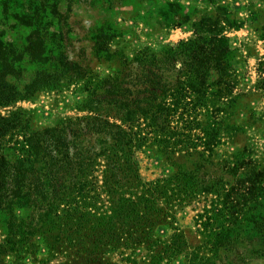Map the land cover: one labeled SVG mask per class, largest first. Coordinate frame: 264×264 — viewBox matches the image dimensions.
I'll return each instance as SVG.
<instances>
[{
    "label": "rangeland",
    "instance_id": "374dc122",
    "mask_svg": "<svg viewBox=\"0 0 264 264\" xmlns=\"http://www.w3.org/2000/svg\"><path fill=\"white\" fill-rule=\"evenodd\" d=\"M69 7V18L53 14L54 9L68 14ZM36 32L45 41L46 56L50 55L47 51L60 49L57 44L63 41L62 34L69 40L64 45L70 58L90 67L100 79L121 69L136 78L141 67L123 65L142 53H163L202 37L210 40L220 35L227 39L226 80L217 83L216 74L211 79L215 88L221 89V97H210V114L204 108L191 114H201L203 127L208 122L206 130L197 128L191 134L188 145L198 144L197 151L183 152L184 144L178 143L179 132L185 131L178 115L171 124L175 132L163 136L164 141L154 140L156 134L147 121L127 128L140 137L135 143H142L133 149L142 182L172 177L175 193L184 184L190 191L189 196H182L186 204L175 209L172 227H159L156 232L167 240L179 229L181 241L187 242L180 255L166 261L168 264H198L201 258L209 259L208 264H264V236L260 239L255 233L253 222L237 220L250 210L241 199L252 193L251 185L264 192V0H0V71L14 72L7 81L20 90L33 83L39 70L54 68L51 60L41 63L28 56L11 62L12 48L27 46ZM91 91L84 83H65L59 89L0 105V116L20 110L36 128H53L60 122L92 115L83 105ZM173 99L166 97L167 104ZM170 150L176 153L168 158L165 151ZM199 153H203L202 158ZM202 187L213 192H202ZM224 201L230 202L229 207L225 208ZM255 212L260 213V208ZM22 214L20 211L19 217ZM43 223L30 234L25 227L11 231L8 219H0V264L67 263L66 258L48 249L39 231ZM55 227L50 228L54 231ZM134 250L142 257L147 253L143 247ZM114 261L128 264L120 256Z\"/></svg>",
    "mask_w": 264,
    "mask_h": 264
},
{
    "label": "trees",
    "instance_id": "16d2710c",
    "mask_svg": "<svg viewBox=\"0 0 264 264\" xmlns=\"http://www.w3.org/2000/svg\"><path fill=\"white\" fill-rule=\"evenodd\" d=\"M70 10L63 15L54 9L53 14L66 19ZM60 38V49L56 53L47 51L49 56L38 32L27 40V46L12 48L13 64L28 56L41 63L51 60L54 68L39 70L24 90L7 81L14 72L1 70L0 105L59 89L65 83H84L92 91L83 105L93 114L45 129L36 128L20 110L0 116V219H8L11 231L25 227L30 234L45 222L40 235L46 238L53 255L68 260L62 264H116L115 256L128 264H168L166 261L180 255L187 242L181 241L179 229L167 240L156 232L159 227H172L175 209L186 204L182 196H189L190 191L184 184L175 193L172 177L150 184L142 182L133 153L142 143H135L140 137L137 139V133L128 128L140 120L147 121L156 134L154 140L164 141L163 136L175 132L171 124L178 115L185 130L179 132L178 143L184 144L183 152L197 151L198 144L188 145L191 134L197 128L206 130L208 122L203 127L201 114H191L203 108L210 114V97H221V89H216L211 79L216 74L217 83L226 80L229 65L225 58L230 52L227 39L220 35L210 40L202 37L163 53H142L136 60L122 63L141 67L136 78L121 69L100 79L90 67L70 58L64 45L69 40H64L62 34ZM103 38H98L96 47ZM3 61L7 62L5 58ZM169 95L174 99L167 104ZM174 153L165 151L168 158ZM183 175L185 178L187 174ZM207 190L213 192L202 187V192ZM249 190L252 193L244 195L241 202L251 212L244 211L237 220L253 222L261 239L264 192L256 185ZM216 194L221 197L220 192ZM229 203L224 201L225 208ZM258 208L260 213L255 212ZM232 218L235 220L234 215ZM54 226L52 231L50 227ZM139 247L147 251L143 257L134 250ZM208 261L201 258L198 264Z\"/></svg>",
    "mask_w": 264,
    "mask_h": 264
}]
</instances>
